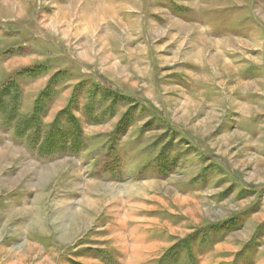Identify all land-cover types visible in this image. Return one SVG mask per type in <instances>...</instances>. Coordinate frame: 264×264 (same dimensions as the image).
Here are the masks:
<instances>
[{
	"label": "rangeland",
	"instance_id": "374dc122",
	"mask_svg": "<svg viewBox=\"0 0 264 264\" xmlns=\"http://www.w3.org/2000/svg\"><path fill=\"white\" fill-rule=\"evenodd\" d=\"M0 264H264V0H0Z\"/></svg>",
	"mask_w": 264,
	"mask_h": 264
},
{
	"label": "bare ground",
	"instance_id": "6f19581e",
	"mask_svg": "<svg viewBox=\"0 0 264 264\" xmlns=\"http://www.w3.org/2000/svg\"><path fill=\"white\" fill-rule=\"evenodd\" d=\"M8 5V4H7ZM4 8V7H3ZM18 8V7H17ZM11 12V11H10ZM16 13H17V16H20L21 15V13H23L22 11H21V9H19V10H16ZM22 16H23V14H22Z\"/></svg>",
	"mask_w": 264,
	"mask_h": 264
}]
</instances>
